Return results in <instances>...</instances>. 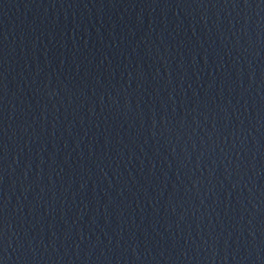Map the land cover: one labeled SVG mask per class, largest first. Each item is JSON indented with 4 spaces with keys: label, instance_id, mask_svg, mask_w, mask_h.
Wrapping results in <instances>:
<instances>
[{
    "label": "water",
    "instance_id": "95a60500",
    "mask_svg": "<svg viewBox=\"0 0 264 264\" xmlns=\"http://www.w3.org/2000/svg\"><path fill=\"white\" fill-rule=\"evenodd\" d=\"M0 264H264V0H0Z\"/></svg>",
    "mask_w": 264,
    "mask_h": 264
}]
</instances>
